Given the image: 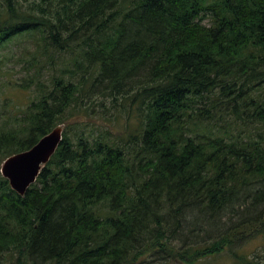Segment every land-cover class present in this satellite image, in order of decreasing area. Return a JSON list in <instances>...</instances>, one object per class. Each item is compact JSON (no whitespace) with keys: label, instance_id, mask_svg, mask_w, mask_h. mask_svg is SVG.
Instances as JSON below:
<instances>
[{"label":"trees","instance_id":"16d2710c","mask_svg":"<svg viewBox=\"0 0 264 264\" xmlns=\"http://www.w3.org/2000/svg\"><path fill=\"white\" fill-rule=\"evenodd\" d=\"M0 5L33 70L0 168L63 127L23 195L0 172V264H264V0Z\"/></svg>","mask_w":264,"mask_h":264},{"label":"rangeland","instance_id":"374dc122","mask_svg":"<svg viewBox=\"0 0 264 264\" xmlns=\"http://www.w3.org/2000/svg\"><path fill=\"white\" fill-rule=\"evenodd\" d=\"M30 42V40H26L25 37L18 34L6 42L3 47H0V119L8 115L7 113L10 108L9 104L13 101L23 105L29 100L28 97L30 94L13 88L7 82L13 83L14 79H22L28 73H32L33 70L24 62L27 58L24 52L25 49L31 46ZM6 101H8L7 106H4ZM116 115V111L109 110L105 112L100 119H97V122L102 126L105 125L107 128V123H109L111 119H117ZM116 127L119 128L118 126ZM263 243L261 237L252 239L247 242L241 250L244 252L261 251L260 253H264ZM5 262L6 261H4V263ZM207 262L210 264H238V261L228 252L209 258Z\"/></svg>","mask_w":264,"mask_h":264},{"label":"water","instance_id":"95a60500","mask_svg":"<svg viewBox=\"0 0 264 264\" xmlns=\"http://www.w3.org/2000/svg\"><path fill=\"white\" fill-rule=\"evenodd\" d=\"M62 125L42 136L31 148L12 154L1 164L0 172L11 189L23 195L35 182L41 167L47 163L62 139Z\"/></svg>","mask_w":264,"mask_h":264}]
</instances>
